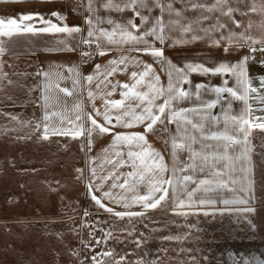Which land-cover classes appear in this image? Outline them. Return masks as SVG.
I'll return each mask as SVG.
<instances>
[{
  "label": "snow or ice",
  "instance_id": "obj_1",
  "mask_svg": "<svg viewBox=\"0 0 264 264\" xmlns=\"http://www.w3.org/2000/svg\"><path fill=\"white\" fill-rule=\"evenodd\" d=\"M228 0H215L211 6L202 4H192V8H206L207 11L220 10L223 15L231 16L234 11L228 7L224 12L222 6L227 5ZM105 10H114L117 12H124L130 10L134 13V17L140 18V24L137 25L134 19H129L126 24H121L108 19L106 22L114 25L111 31L98 29L94 26L91 18L85 19L87 25L86 36L82 37L81 43L91 45L96 43L99 56H104L111 49H105L99 40L101 37L107 40L108 45H137L144 44L145 48H135L138 52L150 55L154 61L162 65V70L165 72L168 82L167 85L160 84V77L154 73L152 65L146 64L134 57L121 55L118 59L109 60L107 66L100 64L95 65L93 73L83 76L82 79L91 83L94 79L103 77L100 83H104L107 77L112 76L118 71V65H124L127 69L128 62L131 60L137 67L142 65V70L132 71L130 79L132 83H124L111 85V91L107 92V96H111L113 92L120 88L121 100H104V111L101 113L99 109L95 108L93 104V111L95 117L102 116L103 123H100L92 114H84L82 105L77 103L74 106V119L65 116L61 113H52V115L60 116L61 123L65 121L71 127H50L47 121L49 115L46 109L49 106L50 97L47 95L50 89V77L55 75L58 79H72L75 87L80 83L81 73L78 69L69 67L67 69L70 76L65 77L60 71L62 66H54L53 71H41L37 75H42L45 78L43 82V90L41 100L43 103L41 107L45 109L42 121L35 124L34 131L41 128L43 123V135L41 139L48 140L49 135L56 136H71L72 139L83 137L81 141L80 150L86 154L91 152L94 138L96 136L110 134L112 140L110 144L102 149L105 153L104 163L111 164L113 170L109 171L107 175H98L97 167L91 166L95 163L96 158L88 157L87 164L89 165L90 176L87 178L86 187L91 200L95 205L104 209L108 213H113L116 217L123 219L141 217L145 218L149 209H156L163 206L164 203L171 202L174 208H200L206 205H214L220 197V190L227 189L232 192V199H219L220 203L225 206L233 205L232 210L240 213L247 221L250 229L255 231L256 225L250 218L255 214V180L253 179L254 165L252 163L251 154L253 147L251 146L250 137L253 129H258L264 132V115H256V110L249 105L248 100L251 98L250 94H256L254 98L264 104V94L261 89H264V76L258 77L259 88L253 86V78L249 77L247 72V64L253 61L250 55L243 56L235 63L219 62L214 67H207L201 63H184L183 67L173 64L164 54L162 48H156L153 43H150L147 37H152L153 41H158L161 45L165 44L163 14L167 11L170 15L174 12L176 16H180L181 12L173 8L172 3L165 5L162 0H104L101 5ZM139 9H146L151 13L154 9H159L161 15L155 17L152 27L139 31L141 26L148 23L150 17L141 15ZM264 12V4L257 7L255 0L249 11ZM87 11L93 13V0H88ZM245 15L246 13H241ZM52 16L58 20H63L64 17L59 12L53 11ZM208 19V17H204ZM33 21H37L44 25L42 27H35ZM102 22L99 17H96V23ZM171 23H178V21H171ZM237 27L239 22L234 21ZM220 28L225 25H219ZM251 27V25H249ZM131 29H135L134 34ZM185 32L191 30V26H186L183 29ZM82 29L78 26H58L45 19L39 13H22L18 18H0V37H11L14 33L28 32V33H66L73 35L80 33ZM208 32V29H203ZM119 36V39L116 37ZM245 43L251 41L252 44H261L260 48H250L249 52L253 53L259 51L262 53V58L259 63L264 66V41L240 34ZM200 37L193 36L195 41ZM228 39L232 43L231 35L228 38L221 37V40ZM3 41H0V56L4 54ZM60 43H63L61 41ZM187 43V41H185ZM237 43H239L237 41ZM215 46H220V40L212 41ZM238 50V49H237ZM48 51H75L73 48L65 46L64 48H53ZM231 49L225 47L224 53L230 54ZM89 53H81L82 60L88 57ZM86 62V61H85ZM255 62V61H253ZM103 68V71H102ZM192 73L201 76H221L228 77L222 79L220 86H215L205 83H195L189 79ZM147 78V80H146ZM7 79L6 74L0 71V89L3 88V81ZM229 79H233L235 86H229ZM12 83L11 80L8 81ZM111 83V82H109ZM183 85H189L185 89ZM59 87V84L56 85ZM99 87V84L97 85ZM146 89V90H142ZM62 92L71 95L67 88H61ZM33 91V89H29ZM205 93L214 94L215 98L208 101L202 100ZM231 99L243 102L244 107L239 114H231V99L227 100V108L223 107L222 101L226 100V96ZM89 99L94 100L95 96L92 91H88ZM195 97L196 101L200 103L194 107H179L184 101H190ZM162 102L157 103L161 100ZM39 103V101H37ZM217 105H221V113L213 114L212 109ZM113 110H117L115 116L112 115ZM259 111L264 113V108ZM86 116L87 122L83 118ZM197 117L198 119H193ZM221 118L223 119V130L216 128ZM12 120H17L16 116L11 117ZM25 123L31 124V121ZM175 124V133L170 132L168 125ZM126 129V132H118L116 128ZM136 127H143V132L133 131ZM166 134L168 139H165L166 146L170 145L169 155L172 163L171 167L165 163L163 155L152 148L147 141L148 134ZM199 144V149L194 148L193 145ZM126 147V159L123 158L122 151L119 149ZM186 152L188 154V162L180 160V154ZM112 154L116 159H112ZM127 165L130 171L127 173H119L116 169ZM103 169V164L99 165ZM77 181H83L84 170L76 168L75 170ZM196 173H206L208 178L194 179ZM167 174V175H166ZM121 177L123 182L118 183ZM227 177V179H225ZM99 181L98 183L96 181ZM112 180L111 187L108 191H102L101 197L94 194L95 191H101L104 187V182ZM190 184L195 187H189ZM145 189L144 194H140V187ZM122 189L125 193H132L128 198L123 194L114 195L111 189ZM50 191L56 189L50 187ZM240 195H236V193ZM215 194V195H214ZM103 199H107L114 204H119L125 209H130L133 205H139L143 211H122L114 212V209L107 207L102 203ZM85 211V215H87ZM183 214V213H178ZM204 215H210L205 211ZM92 233H90L91 235ZM128 235H132L131 232ZM105 236H111V233H106ZM165 239H174L173 237H165ZM179 239V238H176ZM83 243V241H81ZM99 243V241H98ZM139 246V241L136 242ZM75 255V253H74ZM104 256H109L111 253H103ZM229 259L231 264H264V258L255 254L245 255L243 252L237 254L229 252ZM93 261H96L94 256ZM121 259H124L123 257ZM207 260V257H203ZM119 264V262H118ZM137 264H143V261H138ZM151 264H158L157 261H152ZM192 264H198V261L193 257Z\"/></svg>",
  "mask_w": 264,
  "mask_h": 264
},
{
  "label": "crops",
  "instance_id": "obj_2",
  "mask_svg": "<svg viewBox=\"0 0 264 264\" xmlns=\"http://www.w3.org/2000/svg\"><path fill=\"white\" fill-rule=\"evenodd\" d=\"M104 0H93V8L95 11L89 13L87 11L88 0H0V18H18L22 13H39L45 19L51 20L52 23L58 26H78L82 29L80 33L73 35H68L66 33H41L37 32L35 34L28 32L14 33L11 37H0V41H3V47L5 49L4 54L0 56V71L6 74L7 79L3 81V88L0 89V96H7L8 102L3 105L6 109L15 110V113H7L8 116H17V120H11L10 122H15L18 124V130L24 132L43 135V123H41V128L34 131L35 124L38 121H42L45 109L41 107L43 101L40 99L43 90V82L45 78L42 75H37L41 71H53L54 66H62L59 71L68 77L70 74L67 69L69 67L75 66L76 69L81 73L80 83L75 87L73 86L72 79H58L55 75L50 77V89L47 95L50 97L49 106L46 109L49 120L47 123L50 127H71L65 121L61 123L60 116L52 115V113H61L65 116L74 119L75 112L73 111L74 106L79 103L82 105V110L84 114H92L95 117L93 111V104L96 109H99L101 113L104 111V100H121L120 88L112 93L111 96H107L106 93L111 91V85L124 83H132L130 79L132 71H141L142 65L137 67L135 64L128 62L127 69L125 70L124 65H118V71L112 76L107 77L104 83H100L103 77L94 79L91 83L83 80V76H87L93 73L95 65L100 64L102 66H107L109 60L118 59L121 55L128 56L130 58L134 57L146 64L152 65L154 73L160 77V84L166 86L168 79L165 72L162 70V65L154 61L150 55L144 54L143 52H138L135 48L143 49L144 44L137 45H108L107 40L103 37L100 38L99 43L105 49H111L104 56H99L97 54L98 49L96 43H92L96 50L95 51H83L81 49V39L86 36L87 25L85 24L86 18H91L93 24L98 29H104L111 31L114 25L108 24L106 21L112 19L113 21L121 24H126L129 19H134V22L139 25L140 18L134 17V13L130 10L124 12H117L114 10H105L101 7ZM116 2H122V0H116ZM165 3V0H162ZM215 3V0H176L173 4V8L181 12L180 16H176L173 12L171 15L165 11L163 14L164 23V35L166 37L165 44L161 45L158 41H153L152 37H147L150 43L156 48H162L165 56L175 65L183 67L184 63H201L207 67H214L219 62H232L235 63L240 60L245 55H250V48H260L261 44H252L251 41L247 43L241 38L240 34L243 33L245 36H251L253 38L264 41V12L249 11L252 6L253 0H228L227 5L222 6L223 11L226 12L228 7L233 9H238L234 11L231 16L223 15L220 10L207 11L206 8H192V4H202L205 6H211ZM257 7L264 4V0H255ZM53 11L59 12L61 16L64 17L63 20H58L56 17L52 16ZM141 15L149 16L150 19L148 23L144 24L140 28L142 33L144 30L152 27L155 17L161 15L159 9H154L149 13L146 9H139ZM241 13H246L242 15ZM96 17H99L102 22L96 23ZM208 17V19H204ZM171 21H178V23H171ZM234 21L239 22V27H237ZM35 27L39 28L44 25L37 21H33ZM191 26V30L185 32L183 29L186 26ZM219 25H225V27L220 28ZM251 25V27H249ZM203 29H208V32L203 31ZM133 33H136L135 29H131ZM231 35L232 43H229L228 39L221 40V37L228 38ZM193 36L200 37L195 41L192 40ZM119 39V36L116 37ZM220 40V46H215L212 41ZM63 41V43H60ZM187 41V43H185ZM237 41L239 43H237ZM65 46L75 49V51H48V49L53 48H64ZM230 48V54L224 53V48ZM238 49V50H237ZM89 53L88 57L83 60L81 58V53ZM260 60L262 58V53L260 52ZM259 60V61H260ZM86 61V62H85ZM256 62L253 64H247V72L249 77L253 78V86L259 88L258 77L264 76V66ZM103 71V68H102ZM228 77L217 76H201L196 73L189 75V79L193 84L195 83H205L215 86H220L222 79ZM11 80L12 83L9 84L8 81ZM147 80V78H146ZM111 82V83H109ZM59 84V87L56 85ZM99 84V87L97 85ZM229 86H235L233 79H229ZM185 89H188L189 85H183ZM61 88H67L71 95L62 92ZM33 89V91H29ZM142 90H146L143 89ZM88 91H92L95 99H89ZM261 93L264 94V89H261ZM226 96V100L222 101L224 108H227V100L231 99ZM256 94H250V99L248 100L249 105H251L256 110V115H264L259 111L260 108H264L259 99L254 98ZM214 94L205 93L202 96V100L208 101L214 99ZM39 101V103L37 102ZM162 102V99L157 101V103ZM199 101L195 100V97L190 101L182 102L179 107H194L199 104ZM2 106V105H1ZM244 107L243 102L235 99H231V114H239ZM117 110H113L112 115L115 116ZM213 114L221 113V105H217L216 108L211 110ZM86 120V116L83 117ZM100 123H103L102 116L95 117ZM193 119H198L197 117H192ZM26 121H31V124L25 123ZM170 132L175 133V124L168 125ZM216 128L223 130V119L221 118ZM118 132H126V129L116 128ZM133 131L143 132V127H136L132 129ZM22 132V133H24ZM56 136V135H49ZM62 136V135H61ZM149 144L163 155L165 163L171 167V157L169 155L170 145L166 146L165 139H168L167 135L164 134L163 138L161 134H148L146 137ZM112 140L110 134L96 136L93 141L91 152L87 153L85 160V182L87 183V178L90 176L89 165L87 164L88 157L96 158L95 163L91 166L97 167L98 175H107L109 171L113 170L111 164L104 163L105 153L102 149L107 147ZM251 146L253 151L251 154L252 163L254 165L253 179L255 180V201L254 206L256 212L250 218L256 225L255 231H252L246 221V219L240 214L232 209L240 206H225L223 203L219 202V199H232L233 193L227 189L220 190V197L217 199V203L214 205H206L200 208H174L171 202L164 203L163 206L157 207L156 209H149L148 211L157 212H179V211H192L196 213H204L205 211L210 214L218 215L224 218L225 223L223 228L219 229L214 236L211 237L210 248L208 249L207 264H231L229 259V252H235L237 254V259H239V254L243 252L245 255L255 254L264 258V132L258 129H253L252 135L250 137ZM194 148L199 149V144L193 145ZM122 151L123 158L126 159L127 148L122 147L119 149ZM112 156L115 162L116 158ZM180 160L188 162V154L182 152L180 154ZM103 164V169L98 167ZM130 167L127 165L116 169L119 173H127L130 171ZM167 175V174H166ZM208 178L206 173H196L194 179ZM227 179V177H225ZM99 182L98 180L96 181ZM123 182V177H121L118 183ZM112 180L104 182V187L101 191H95L94 194L97 197H101L102 191H108L111 187ZM189 187H195V185L190 184ZM114 195L123 194L128 198L131 197L132 193H125L124 190L116 188L111 189ZM140 194H144L145 189L143 186L139 189ZM215 195V194H214ZM240 195V193H236ZM107 207L114 209V212L122 211H143L141 206L133 205L130 209H125L119 204H114L107 199H103ZM147 211V212H148ZM113 214V213H112ZM3 219V218H0ZM90 241L87 245H83L80 249L79 260L84 261L83 264H96L93 261V257H96V261L100 264H114V260L118 257L114 255L104 256L103 253H112L113 250L118 249L117 245L109 243V239L103 235L102 238ZM213 238V239H212ZM99 241V243H98ZM212 245L220 246V249H215ZM219 250L221 252V259H216L215 251ZM112 258V259H111Z\"/></svg>",
  "mask_w": 264,
  "mask_h": 264
},
{
  "label": "rangeland",
  "instance_id": "obj_3",
  "mask_svg": "<svg viewBox=\"0 0 264 264\" xmlns=\"http://www.w3.org/2000/svg\"><path fill=\"white\" fill-rule=\"evenodd\" d=\"M7 102V96H0V264H83L81 247L99 233L100 238L111 233L109 243L118 247L111 253L118 257L114 264H192L193 257L207 264L211 237L223 228L224 218L148 211L145 218L129 222L106 212L91 200L85 179H75L76 168L85 173L84 138L43 140L42 135L17 131L18 124L7 114L15 110L3 107ZM214 254L221 259L219 250Z\"/></svg>",
  "mask_w": 264,
  "mask_h": 264
},
{
  "label": "built area",
  "instance_id": "obj_4",
  "mask_svg": "<svg viewBox=\"0 0 264 264\" xmlns=\"http://www.w3.org/2000/svg\"><path fill=\"white\" fill-rule=\"evenodd\" d=\"M81 49L83 51H95L96 50L94 45H87V44H82ZM250 56L253 58V61H255V62L249 61L248 63L253 64V63H256L260 60L261 55H260L259 51H256V52L251 53Z\"/></svg>",
  "mask_w": 264,
  "mask_h": 264
}]
</instances>
